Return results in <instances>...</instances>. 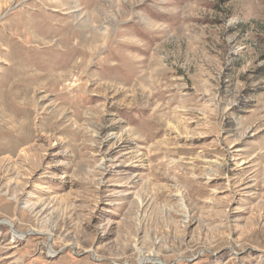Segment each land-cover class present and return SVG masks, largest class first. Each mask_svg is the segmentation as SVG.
I'll return each instance as SVG.
<instances>
[{
  "label": "rangeland",
  "instance_id": "1",
  "mask_svg": "<svg viewBox=\"0 0 264 264\" xmlns=\"http://www.w3.org/2000/svg\"><path fill=\"white\" fill-rule=\"evenodd\" d=\"M2 221L0 264H264V0H0Z\"/></svg>",
  "mask_w": 264,
  "mask_h": 264
},
{
  "label": "bare ground",
  "instance_id": "2",
  "mask_svg": "<svg viewBox=\"0 0 264 264\" xmlns=\"http://www.w3.org/2000/svg\"><path fill=\"white\" fill-rule=\"evenodd\" d=\"M18 235H19L20 237L22 236V235H20V234H18ZM51 252H52V250H51ZM146 261H147V262H153V263H158V262H160V261L157 262V260H156L155 258L151 257V256L140 257L139 260H138V262H139L140 264H144V263H146Z\"/></svg>",
  "mask_w": 264,
  "mask_h": 264
},
{
  "label": "water",
  "instance_id": "3",
  "mask_svg": "<svg viewBox=\"0 0 264 264\" xmlns=\"http://www.w3.org/2000/svg\"><path fill=\"white\" fill-rule=\"evenodd\" d=\"M1 224H5V225H7V226L9 225V224H7V223H4L3 221H2V222H0V225H1ZM8 227H9V228H11V226H10V225H9Z\"/></svg>",
  "mask_w": 264,
  "mask_h": 264
}]
</instances>
